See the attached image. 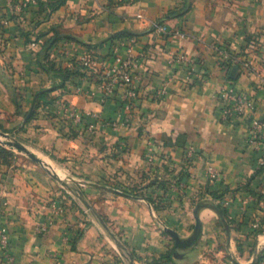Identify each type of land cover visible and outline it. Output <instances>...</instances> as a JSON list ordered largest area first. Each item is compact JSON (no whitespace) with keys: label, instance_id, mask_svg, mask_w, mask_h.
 I'll return each mask as SVG.
<instances>
[{"label":"crops","instance_id":"obj_1","mask_svg":"<svg viewBox=\"0 0 264 264\" xmlns=\"http://www.w3.org/2000/svg\"><path fill=\"white\" fill-rule=\"evenodd\" d=\"M21 1L0 0V63L20 84L19 114L61 82L38 63L55 31L75 37L50 50L59 65L87 50L104 63L76 66L16 128L34 162L0 171L14 264H264V131L254 141L250 127L264 119V0ZM117 55L137 63L131 108L109 71ZM226 88L253 96L255 111L229 116ZM63 190L72 207L41 231Z\"/></svg>","mask_w":264,"mask_h":264},{"label":"built area","instance_id":"obj_2","mask_svg":"<svg viewBox=\"0 0 264 264\" xmlns=\"http://www.w3.org/2000/svg\"><path fill=\"white\" fill-rule=\"evenodd\" d=\"M38 0H23L19 3L20 9L27 8L32 3H37ZM141 16V15H139ZM7 23V19H4L3 24ZM183 34L182 32H180ZM257 38L255 37V40L257 41ZM256 42L252 41L248 44V46L254 45ZM36 42H31V46H35ZM226 59L230 58L231 60H235L237 57H234L233 55L226 54ZM77 57L87 66L94 67L98 65L99 63H104V61H100L97 59L96 55L91 50H87L84 53L78 54ZM116 59L119 63V65H114L110 68L109 71L112 72L114 75L113 80L114 81H120L123 82L125 86V93H124V99L126 101L127 108L132 107V101L138 96L137 88L135 86V68L137 67V63L135 59H133L131 56L127 58H122L120 56H116ZM243 67L249 71H252L255 69V64L253 59L251 58H244L241 61ZM106 75L108 76V70L106 71ZM114 84V83H113ZM112 84V86H113ZM105 88L107 89L108 93V83L105 84ZM224 95L230 100V107L231 109H228L229 116H232V110L238 113L242 114H251L255 111L256 108V101L253 96L245 95L242 93H238L234 90V88H226L224 89ZM66 108L70 111L72 115H76L77 110L72 107L69 104L64 105ZM250 127H251V133L253 140L256 141L257 138L261 136V134L264 131V119L256 116H252L250 120ZM196 149L194 145H189L186 149V154L188 156H192L195 153ZM257 165L258 167L264 166V155H261L257 159ZM207 174L210 180L213 181H219L223 178V173L214 167L213 165H209L207 168ZM66 198V197H65ZM253 198V197H251ZM69 198L67 197L64 199V196L59 194L58 196L54 197L50 201V207H51V214L48 216L44 224L41 226V231H46L52 223L55 222V220L65 214L68 210V207L64 204L66 201H68ZM261 205H264V199H257ZM228 203V201H226ZM7 206V199L2 196L0 197V255L3 256V258L6 261V264H14V255L12 254L10 250V239L9 234L7 232V229L4 225L3 215L5 212V208ZM260 225L259 222H255L254 226L258 227Z\"/></svg>","mask_w":264,"mask_h":264},{"label":"rangeland","instance_id":"obj_3","mask_svg":"<svg viewBox=\"0 0 264 264\" xmlns=\"http://www.w3.org/2000/svg\"><path fill=\"white\" fill-rule=\"evenodd\" d=\"M0 131L7 132L9 139H12L16 145V140L23 139L27 146H32L31 143L24 139L23 136L17 134L16 128L20 126L24 115L19 114L18 109L20 102L23 100V94L20 92V84L14 80L0 63ZM1 145L7 147V151L0 153V171L9 172L10 168L23 166L27 161L34 162L29 156L28 150L19 147H11L6 144ZM29 159V160H28Z\"/></svg>","mask_w":264,"mask_h":264},{"label":"trees","instance_id":"obj_4","mask_svg":"<svg viewBox=\"0 0 264 264\" xmlns=\"http://www.w3.org/2000/svg\"><path fill=\"white\" fill-rule=\"evenodd\" d=\"M64 0H53L49 3L48 7L49 9H53L56 8L57 6H59ZM38 2H40V0H38ZM162 21L160 20L159 23H161ZM123 35H128V34H119L118 36H123ZM130 36H134V35H130ZM258 34L255 36L257 37ZM113 37V36H112ZM255 37L253 35H249L247 37V44L251 43L253 40H255ZM74 39L75 37L73 35L70 34H62L59 33L58 31H55V33H53V35L50 36L49 39H47L42 46V49L40 51V53L38 54V63L40 64V66L42 67L43 70H45L48 74L51 75H58L61 77V82L58 84H54L52 87L50 88H39L34 96L33 99V104L35 105L34 111L32 112V114L30 115V117L28 118V120L26 122H28L33 116L34 113L36 111V108L38 106H40L42 103H47L50 102L52 99L50 97V93L51 91L58 89L60 87L64 86V83L66 81V79L72 75L77 73V70L75 69V67H86V65H84L83 63L80 64L78 60L73 59V66H62L59 65L57 63V61L51 57V53L50 50L52 49L53 45L58 42L60 39ZM92 46V45H91ZM223 61H225V63L227 65L230 64V62H232V60L230 58H223ZM30 110H27L24 113V118L27 116V114L29 113ZM26 122H24L23 124H25ZM7 147L3 146L0 144V153H4L5 151H7L8 149H6ZM1 163V162H0ZM62 195L64 196V199H66L67 197H69V193H67L66 191L63 190V192L61 193V197ZM66 197V198H65ZM153 203H155V200H153ZM68 209L70 207H72L73 203L71 200H68L64 203ZM155 204H158L157 202ZM82 232H79V235H81Z\"/></svg>","mask_w":264,"mask_h":264},{"label":"water","instance_id":"obj_5","mask_svg":"<svg viewBox=\"0 0 264 264\" xmlns=\"http://www.w3.org/2000/svg\"><path fill=\"white\" fill-rule=\"evenodd\" d=\"M119 33L120 34L121 33H123V34H129V35H138L139 34V32L133 31V30H130V29L121 30L117 34H119ZM34 108H35V105L33 104L32 107H31V109H30V111H29V113L24 118V121H27L28 120V118L32 114ZM0 142L2 144H6V145L11 146V147H13V146L16 147L17 146V147H19L21 149L28 150V148L26 147V145H24L20 140H16V142L18 143V145H16L15 142L12 139H9V134L7 132H4V131H0ZM31 154H32L31 151H29V155H31Z\"/></svg>","mask_w":264,"mask_h":264}]
</instances>
